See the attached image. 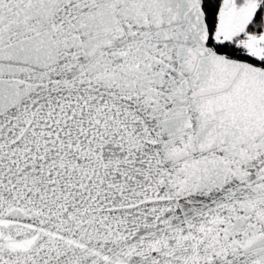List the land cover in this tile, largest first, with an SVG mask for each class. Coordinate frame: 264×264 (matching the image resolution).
Returning a JSON list of instances; mask_svg holds the SVG:
<instances>
[{"label":"snow or ice","instance_id":"snow-or-ice-1","mask_svg":"<svg viewBox=\"0 0 264 264\" xmlns=\"http://www.w3.org/2000/svg\"><path fill=\"white\" fill-rule=\"evenodd\" d=\"M0 264H264V0H0Z\"/></svg>","mask_w":264,"mask_h":264}]
</instances>
